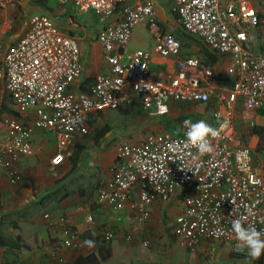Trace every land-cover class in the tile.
<instances>
[{
	"label": "built area",
	"instance_id": "obj_1",
	"mask_svg": "<svg viewBox=\"0 0 264 264\" xmlns=\"http://www.w3.org/2000/svg\"><path fill=\"white\" fill-rule=\"evenodd\" d=\"M7 2L0 0V11ZM58 3L70 4L76 13L92 12L103 24L97 40L108 70L94 79L88 92L70 93L81 75L77 39L43 13L28 16L23 32L9 42L0 39V97L6 94L16 107L33 108L35 115L31 121L4 119L0 163L30 154L34 129L55 134L52 170L64 161L74 136L88 133L89 117L95 112L124 109L134 101L159 114L168 111L170 101L193 106L179 128L121 143L111 168V187L99 189L97 197L118 209L127 207L138 222H145L154 201L167 203L179 196L173 232L188 250L215 242L247 254L232 222L240 219L244 226L264 229V163L254 161L255 152L239 129L240 125L264 129V52L251 47L249 31L259 19L250 0H168L180 28L228 62L222 76L159 28L155 0ZM143 24L152 36V48L130 51L133 31ZM154 55L164 59L155 69ZM198 120L219 132L210 138L212 151L203 156L185 135ZM10 179L19 181L21 175L12 171ZM58 220L67 222L64 216ZM67 233L70 241H77L76 230ZM103 235L107 240L114 237L110 231ZM143 244H150V238Z\"/></svg>",
	"mask_w": 264,
	"mask_h": 264
},
{
	"label": "crops",
	"instance_id": "obj_2",
	"mask_svg": "<svg viewBox=\"0 0 264 264\" xmlns=\"http://www.w3.org/2000/svg\"><path fill=\"white\" fill-rule=\"evenodd\" d=\"M263 1L250 0L259 20L257 25L249 31L251 47L255 51L262 52L264 50ZM161 3H165L169 15L172 16L169 12L168 0H155L157 20L165 19ZM46 6L52 9V14L56 19H54V23L58 27L60 26L58 29L76 38L80 47L81 75L76 83L69 87V92L75 94L82 84H88L90 87L98 75L108 70V65L102 57L100 42L97 40L98 31L103 24L97 22L94 19L95 16L91 19L87 17L90 12L76 13L70 4L63 5V11H57L53 6ZM68 10L73 15L82 18L84 22V25L80 23V26L77 25L76 32L73 30L75 28L66 25L68 21H72L65 17ZM146 31L149 32L146 24L135 28L129 46L130 51L136 48L150 49L151 46H148L143 40ZM4 33L5 30L0 27L1 40H3ZM9 41L10 39L3 40V42ZM163 62L164 59L154 55L151 68H159ZM134 106L145 111L138 101H134L126 109H131ZM173 107H179L186 114L193 112V106L183 107L177 102L170 101L167 109H173ZM103 113L106 116V112ZM127 113L128 110L125 114ZM194 114L196 113L194 112ZM13 117L22 121H31L35 117L34 109L16 107L12 100L3 94L0 97V144L5 133L4 119ZM237 117L238 112L235 114L236 119ZM106 121L112 128L99 144L89 145V141L84 136L75 135L65 154L64 161L52 170L50 169V158L56 151V137L54 133L42 129H34L30 137V154L20 155L16 159L8 157L0 163V226L6 227L7 233L10 232V229L12 230L11 223L18 226L24 244V247L18 252L20 263H71L79 255L94 250L93 246L89 247L84 244L85 239L89 240L87 237L92 236L97 237L100 241H106L111 252L106 260L99 261L98 264H129L130 262L138 264L140 254L144 258L152 257V253L147 251L137 252L139 256H136L135 250L143 244L142 240L150 238L151 242L156 235L158 236L159 215L166 210L165 214L174 221L179 213L181 206L179 196L173 197L168 203L154 201L149 206V217L145 222H138L127 207L118 209L98 199L99 189L111 187V168L115 162L118 146L124 142L134 141L128 138V135H134V133L127 132V128L120 126L118 121L115 120L113 123L110 118L108 120L107 116ZM239 129L242 140L255 152L254 161L264 163V152L257 151L259 138L251 133L253 128L240 125ZM170 130L172 129L166 131ZM146 134H142V138ZM77 144H86L88 147L79 157L77 170L72 171L69 156ZM12 171H17L21 175L19 181H11L10 173ZM44 214H49V218H44ZM62 216L67 218L65 224L58 223V219ZM88 216L91 217L90 220H87ZM4 223L9 225L8 229V225ZM67 229L77 231V241H70ZM105 231L112 232L114 237L107 240L103 235ZM29 248L31 249L29 250ZM132 258L133 261H131ZM241 259L242 261H240ZM241 259H238L239 264H245L244 258ZM0 264H4L1 249ZM246 264L250 263L246 262ZM254 264H264V260L262 263Z\"/></svg>",
	"mask_w": 264,
	"mask_h": 264
},
{
	"label": "rangeland",
	"instance_id": "obj_3",
	"mask_svg": "<svg viewBox=\"0 0 264 264\" xmlns=\"http://www.w3.org/2000/svg\"><path fill=\"white\" fill-rule=\"evenodd\" d=\"M37 1L38 0H8L5 9L0 11V27L5 30L4 36L2 37L3 40L11 39V36L20 34L23 30V25L28 21V16L32 15L33 13L45 14V10L37 5ZM44 1L46 5L55 7L57 11L64 10V8L58 4V0ZM164 5L165 3L162 4L161 10L164 11L165 19L157 20L158 23L160 22L162 24V29H160H164L166 33L179 37L181 33L185 32L180 28L175 19L171 15H169L167 11L168 7ZM65 17L72 19V21H68L66 25H69L71 28H75L73 29L75 30L74 32L77 31V25H84L82 18H79V16L77 15H73L69 10ZM87 17H90V19L92 17L94 18V14L90 12L87 14ZM164 26L166 29L164 28ZM56 27L59 28L60 26L58 27L56 25ZM146 32H144L143 40L148 46H151V49L153 45L152 36L149 32ZM181 43L186 51L188 50L190 52L199 54L201 50L200 45L197 44L194 40H190L189 38H185L183 40L181 39ZM227 63L228 62L226 61L223 62L221 59H218V61L215 63V73L219 76L224 75L223 71L225 69V64ZM125 110H128V115L120 110L105 112L108 120L110 118L113 123L116 120L119 122L120 126L127 128V132L134 133V135H128V138L134 141H139L142 138L141 135L146 134L149 131L162 132L176 128L177 126L179 127L181 121L185 118H188L186 116L191 114L184 113V111H181L179 107H173V109H169L164 114H159L154 109L143 111L142 109L135 106L131 109ZM197 111L201 112L202 108L200 107ZM165 213L166 210H164L159 215L158 236L156 235L154 240L151 241L150 244H141V246H138V248L135 250L136 256H139L137 252L140 251H147L149 253H152V257L149 256V258H144L143 255L140 254V258L138 257V264H239L240 262H238V259H241L242 257H238V255L246 254L233 252L231 246L227 243L215 242L203 243L197 248V250L194 251V253H191V251L182 244L181 240L176 236V234H174L173 221ZM166 233L168 234V236ZM30 249L31 248H29V250ZM131 261H133V258L131 259ZM240 261H242V259ZM129 264L134 263L130 262Z\"/></svg>",
	"mask_w": 264,
	"mask_h": 264
},
{
	"label": "trees",
	"instance_id": "obj_4",
	"mask_svg": "<svg viewBox=\"0 0 264 264\" xmlns=\"http://www.w3.org/2000/svg\"><path fill=\"white\" fill-rule=\"evenodd\" d=\"M36 3L37 5H39L40 8L45 10V13L54 22L55 16L52 14V9L46 6L45 1L38 0ZM158 24L160 27H162V24L160 22ZM177 38L179 40L189 38L190 40H194L197 44H199L201 47V50L199 52L200 56L202 57V59L205 61V63L208 66H210L213 70H215V63L218 61V56L216 55L214 51L209 49L199 39L192 37L191 35L187 33H181V35ZM79 90L83 92H88L89 91L88 84H82ZM119 110L123 112L127 111L123 109H119ZM111 128H112L111 125L107 124L105 114L100 111L95 112L89 117V131L86 135H84V138L89 141V145H97L104 138V136L111 130ZM252 128L253 129H251V133L258 136L259 138V143L257 145V151L264 152V129L259 126L252 127ZM87 147L88 145L86 144H81V145L77 144L75 146V150L69 156V161L72 166V171L77 170L78 163H79L78 161L79 157L81 154H83V152L85 151ZM4 224L8 225L7 223H4ZM11 227H12V230L10 229V232L7 233L6 227L0 226V249H1V256L3 258V262L4 264H24L18 261V252L20 251L22 247H24L23 239L21 238L19 234L20 231L18 229V226L14 223H11ZM8 228H9V225L7 226V229ZM87 238L89 240L94 241V244H93L94 250L87 254L79 255L73 262L68 263V264H98L99 261L106 260L111 255L110 249L106 245L107 244L106 241H103V240L100 241L98 240L97 237L94 238L92 236L87 237ZM240 255L241 254H239L238 256ZM241 256L242 258H244L246 262L250 264L262 263L264 260L263 259L264 255H262L260 259L256 261H252L246 254L241 255Z\"/></svg>",
	"mask_w": 264,
	"mask_h": 264
},
{
	"label": "clouds",
	"instance_id": "obj_5",
	"mask_svg": "<svg viewBox=\"0 0 264 264\" xmlns=\"http://www.w3.org/2000/svg\"><path fill=\"white\" fill-rule=\"evenodd\" d=\"M61 6H63V5H61ZM95 19H96V17H95ZM96 21H97V19H96ZM156 22L158 24L157 19H156ZM158 26H159V24H158ZM159 28H161V27L159 26ZM162 31L165 32L164 30H162ZM182 47H183V45H182ZM184 51L189 52V51H186L185 49H184ZM218 59H219V57H218ZM162 114H164V113H162ZM185 135H186L187 141L193 147H195L197 149V152L201 156H203L204 154L210 153L212 151V144H211L210 138L217 137L219 135V132L216 128H213L206 121L198 120L194 123H191L187 127V131H186ZM231 227L235 233L236 239L239 242H241L244 245V247L246 248L247 256L252 261L259 260L260 257L262 255H264V229L258 230L254 225L244 226L240 219L234 220L232 222ZM84 244L91 247V246H93L94 241L85 240Z\"/></svg>",
	"mask_w": 264,
	"mask_h": 264
}]
</instances>
